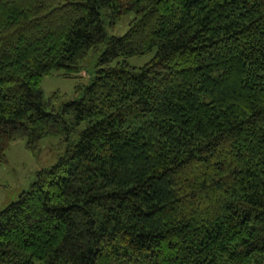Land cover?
<instances>
[{"label":"trees","instance_id":"16d2710c","mask_svg":"<svg viewBox=\"0 0 264 264\" xmlns=\"http://www.w3.org/2000/svg\"><path fill=\"white\" fill-rule=\"evenodd\" d=\"M96 49L56 107L43 78ZM48 135L0 264H264V0H0V165Z\"/></svg>","mask_w":264,"mask_h":264},{"label":"rangeland","instance_id":"374dc122","mask_svg":"<svg viewBox=\"0 0 264 264\" xmlns=\"http://www.w3.org/2000/svg\"><path fill=\"white\" fill-rule=\"evenodd\" d=\"M134 17L133 12L128 13L115 24H111L106 18V33L108 35H123ZM101 51L102 49L92 50L81 61L78 70L54 71L52 74L46 75L42 80L45 97L55 96L56 107L78 98L77 85L90 83ZM153 54L154 51H151L141 56H133L128 58V62L134 66H142L152 58ZM74 134L75 139L77 135ZM65 149L66 143L59 136L54 135L44 137L37 151L28 150L25 141L12 144L7 150V162L0 165V209L17 200L20 194L28 189L35 180L37 171L55 164ZM34 264L43 263L35 262Z\"/></svg>","mask_w":264,"mask_h":264}]
</instances>
